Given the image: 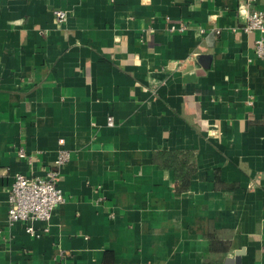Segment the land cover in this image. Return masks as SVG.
<instances>
[{"label": "crops", "instance_id": "1", "mask_svg": "<svg viewBox=\"0 0 264 264\" xmlns=\"http://www.w3.org/2000/svg\"><path fill=\"white\" fill-rule=\"evenodd\" d=\"M242 6L0 0V264H264V58ZM60 139L67 201L10 224L14 175L44 176Z\"/></svg>", "mask_w": 264, "mask_h": 264}, {"label": "built area", "instance_id": "2", "mask_svg": "<svg viewBox=\"0 0 264 264\" xmlns=\"http://www.w3.org/2000/svg\"><path fill=\"white\" fill-rule=\"evenodd\" d=\"M242 10L245 13L243 31L247 34L258 33L260 39L256 41L255 52L259 58H264V11L253 9L256 0H241ZM251 8V10L249 9ZM242 10L240 12H242ZM54 20L63 24L67 20V13L63 10L53 11ZM186 27L181 24L171 26L172 31L183 32ZM249 105H253L250 100ZM115 122L112 117L108 118V126L112 127ZM58 156L53 167L44 176L27 177L23 174H15L14 181L9 192L8 220L10 224L15 222L32 223L35 221L50 220L54 210L67 201L66 195L59 187V177L62 167L69 161L70 152L64 147L65 141L59 140ZM20 159L27 160L30 156L24 147L20 146L17 151ZM28 231L34 235L32 227Z\"/></svg>", "mask_w": 264, "mask_h": 264}, {"label": "trees", "instance_id": "3", "mask_svg": "<svg viewBox=\"0 0 264 264\" xmlns=\"http://www.w3.org/2000/svg\"><path fill=\"white\" fill-rule=\"evenodd\" d=\"M168 155H169V154H168ZM169 156H170V155H169ZM170 158H171V159H177V156L170 157ZM170 158L168 159V158L166 157L165 161L170 160ZM172 167H173V165H172ZM173 168H174V167H173ZM174 169H175L177 175H179V176H177V177L179 178V181L182 182V183H187L188 180L185 178L184 174H180V172L178 171V168H174Z\"/></svg>", "mask_w": 264, "mask_h": 264}]
</instances>
